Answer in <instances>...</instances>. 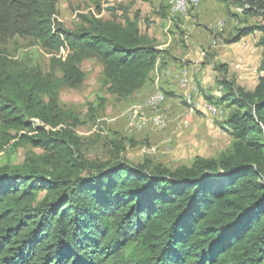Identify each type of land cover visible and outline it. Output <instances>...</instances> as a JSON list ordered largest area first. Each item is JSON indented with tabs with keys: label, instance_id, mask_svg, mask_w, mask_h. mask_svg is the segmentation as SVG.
Returning <instances> with one entry per match:
<instances>
[{
	"label": "trees",
	"instance_id": "1",
	"mask_svg": "<svg viewBox=\"0 0 264 264\" xmlns=\"http://www.w3.org/2000/svg\"><path fill=\"white\" fill-rule=\"evenodd\" d=\"M89 1L96 12L68 28L57 0H0V44L30 38L53 54L49 72L14 69L0 55V149L46 151L43 164L0 168V264H264V76L254 90L225 84L233 146L218 157L174 169L88 161L60 88L80 87L81 64L95 57L109 91L128 99L165 52L138 15L107 8L111 17H100L105 0ZM220 1L264 12V0ZM256 29L264 34V25L240 28L228 42Z\"/></svg>",
	"mask_w": 264,
	"mask_h": 264
},
{
	"label": "rangeland",
	"instance_id": "2",
	"mask_svg": "<svg viewBox=\"0 0 264 264\" xmlns=\"http://www.w3.org/2000/svg\"><path fill=\"white\" fill-rule=\"evenodd\" d=\"M57 6V18L68 28L81 23V14L96 12L89 0H57ZM125 6L133 17H141L142 28L150 23L164 27L165 18L176 16L172 11V0H105V9L98 16L110 18L112 12L107 8H115L117 14H122ZM248 6L249 3L242 6L220 0H202L198 8L180 14L187 15L189 22L176 17L183 26L176 25V30L169 29L168 32L178 35L180 44L186 45L190 39L195 42L201 53L198 62L201 69L198 77L185 86V91L177 89L173 96L167 80L161 87V83L158 85L152 79L154 93L165 92L162 105L145 103L154 93L145 98L137 91L128 99H119L105 84L102 63L95 57L86 59L81 64L86 73L85 82L75 89L63 86L59 91L60 105L72 109L80 120L76 133L80 138L82 157L92 162L122 160L139 164L148 161L152 168L162 165L174 169L191 165L198 156L213 158L230 151L233 138L223 128L225 117L220 119L210 114L206 105L215 103L225 111L233 109L230 101H222L227 93L225 84H232L237 92L254 90L259 78L264 76L262 31L256 29L237 42H228L240 28L264 25V12L258 8L246 11ZM62 53H68V50L62 49L57 55ZM0 55L12 61L14 69L51 71L53 54L30 38H9L0 44ZM57 73L61 75L58 69ZM159 78L158 82H161V76ZM194 85L198 88L195 94L192 93ZM189 93L192 95L190 103ZM143 100V107L137 105ZM157 116L159 123L154 121ZM45 154V150L29 143H16L0 149V168L22 167L30 159L43 164ZM44 169L49 171L50 166L46 165Z\"/></svg>",
	"mask_w": 264,
	"mask_h": 264
},
{
	"label": "crops",
	"instance_id": "3",
	"mask_svg": "<svg viewBox=\"0 0 264 264\" xmlns=\"http://www.w3.org/2000/svg\"><path fill=\"white\" fill-rule=\"evenodd\" d=\"M201 2L197 7H195L198 8ZM126 7L128 8V6H125L124 9L127 10L131 17H133ZM175 15L176 16L173 15L172 17L168 16L167 19L165 18L163 24L164 27L157 26L159 23H150L146 25L145 28H142V19L140 16L138 18V23L142 31L148 33L152 38H154L156 46L165 51L153 70L150 81H148V83L141 90H139L138 95L145 96V98L155 92V89H152V87H155L152 79H154L158 85L161 83V87L164 85V80H167L170 83L169 89L172 92L177 89H183L185 91V86L182 85V80L188 78V80L186 79L187 82H192L194 77H198L196 75L201 69L198 64L201 53L198 51L195 42L190 39V41H186V45L180 44L179 36L175 35L174 32H171L172 34L168 32L169 29L170 31L176 30V25L183 26L179 23V19L176 17L185 21V23L190 21V18L187 15ZM159 76L162 78L161 82H158L157 78H159ZM143 104L144 100L142 102H138L137 105L143 107Z\"/></svg>",
	"mask_w": 264,
	"mask_h": 264
},
{
	"label": "bare ground",
	"instance_id": "4",
	"mask_svg": "<svg viewBox=\"0 0 264 264\" xmlns=\"http://www.w3.org/2000/svg\"><path fill=\"white\" fill-rule=\"evenodd\" d=\"M202 0H172V11L176 14H187L191 8H194L197 4H199ZM178 2H181V6H177ZM182 85L183 86H188L189 83L187 82L186 79L182 80ZM198 88L194 85L192 87V93L195 94V91H197ZM191 93V94H192ZM155 98V99H152ZM192 95L187 96L188 102H191ZM166 96L162 91H158L151 95L145 103L149 106H158L162 105L165 102ZM206 109L210 112V114L216 116L217 118H224L227 114V111H225L222 106H219L215 103H209L206 105ZM163 113V112H162ZM134 116V115H133ZM161 116V115H160ZM164 116V114H162ZM166 116V115H165ZM143 117V116H142ZM158 117V116H157ZM155 119H159V117ZM144 120V119H143ZM224 120V119H222ZM225 131L229 130L230 127L228 125L225 126Z\"/></svg>",
	"mask_w": 264,
	"mask_h": 264
},
{
	"label": "built area",
	"instance_id": "5",
	"mask_svg": "<svg viewBox=\"0 0 264 264\" xmlns=\"http://www.w3.org/2000/svg\"><path fill=\"white\" fill-rule=\"evenodd\" d=\"M177 6H181V2H178V5ZM152 99H155V98H152ZM155 123H159V119H154Z\"/></svg>",
	"mask_w": 264,
	"mask_h": 264
}]
</instances>
